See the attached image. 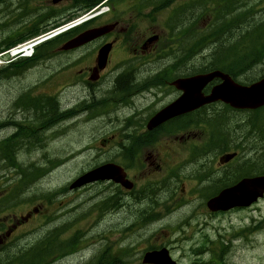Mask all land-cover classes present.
<instances>
[{
    "label": "rangeland",
    "instance_id": "1",
    "mask_svg": "<svg viewBox=\"0 0 264 264\" xmlns=\"http://www.w3.org/2000/svg\"><path fill=\"white\" fill-rule=\"evenodd\" d=\"M204 1L175 0L172 4L169 1L171 5L165 6L158 12H152L151 5L148 8L144 7L142 16L144 37L148 38L154 32H162L160 35L162 39L158 38L156 41V48L161 51L157 58H151L147 62H142L141 59L136 60L143 71L164 70L173 65L174 67L171 68L169 74L172 77H177L192 74L191 71L194 68L209 64L212 58L207 59V57L210 52L215 50V45H211L208 49H202L203 51L192 59L189 58L187 52L190 50L193 40L198 38L200 33L209 32L211 27L217 23L219 12L224 8L229 10H227L228 22L222 23L220 21L218 26V32L222 37H218L219 42L209 41L211 44L219 46V58L221 60H226L234 53L233 50L237 48L238 44L240 45L239 42L242 38L249 41L262 35V29L255 32H248V30L264 28V0H209L206 4ZM22 6L25 7L22 15L14 14L8 9L4 10L5 16H10V18L0 31V43L8 40L9 36H16L18 32L25 30L41 12L40 4L35 0H31V2L25 0ZM131 11L132 9H129L128 12ZM192 12L195 14L192 16V21H197L195 27H192L190 17ZM176 14L177 23L174 21ZM174 26H177L174 35L168 37L165 28H173ZM176 38L180 39L179 43L173 44L174 47H172V39ZM168 46L170 47L169 51L162 54L163 49ZM130 50L136 55L137 50ZM249 58L253 59L252 57ZM259 62L261 64L256 65L253 69L249 67L245 71L247 74L243 75L242 78L264 74V58L259 59ZM145 64L148 67H145ZM10 74L9 71L0 72V121L8 122L5 126L0 127V140L3 137H12L10 139V143L12 142L11 153L29 140L38 141L32 143L26 150L24 149L20 153L19 159L24 166L29 165L34 160H39L41 163L39 167L44 168L46 172L36 181L18 190L15 180L19 171H11L9 168L3 170L9 174L13 182V203L4 208L10 210V213L4 214L0 211V260L7 258L8 253L22 250L36 242L48 230L64 225L66 229L62 238L66 240L57 242L64 246L71 244L70 247H66L68 248L67 252H78L74 255H71L72 253L63 256L61 254L51 255L43 264H80L78 262H83L82 258L86 260L94 258L95 260L96 255L104 249L108 250L107 254L110 260L109 251L116 250L118 253L127 254L125 257L126 264H142V256L145 251L153 248L160 249L161 247L169 249L171 255L182 264H192L197 259L196 255L195 257L192 256L193 252L203 250L202 252L206 254L200 255L199 259H207L210 253L207 250L208 245L210 247L220 246L222 249V245L219 244L222 239L221 236L227 232L240 230L241 226L248 223L259 233L252 242L243 238L225 239L226 243L229 242L232 245L228 250L230 252L227 256L228 264H264V200L256 204L254 209L215 216L206 213V207L202 203V192L198 191V181L202 175L200 172L201 164L210 167L212 170L222 172L218 160L222 154H219L220 149H214L208 152L203 159H201L203 155L195 158L196 149L193 148V143L203 142L204 130L192 128L196 140L181 145L182 154L174 155L175 160L162 159L163 153L167 151L162 146L169 141L164 131L156 134L158 139L156 147L150 146L143 150L132 144L134 147L122 151V140L116 142L115 137L110 139V143H101V138L110 135L109 132L114 128L113 125L117 123L115 116L101 118V116L95 115V119L83 116L79 121L80 124L72 126L64 132L54 130L52 126L49 128V124L36 125L33 120L24 116L26 113H33L34 110L30 108L16 110V103L18 105L20 98L27 93L23 87L34 80L38 73H30L25 80L11 78ZM123 78L128 80L125 87L132 85L135 80L133 75ZM160 82L166 85L165 78ZM168 92H172V90L170 89ZM76 94L75 96L80 98L79 93ZM158 96L164 95L158 91ZM72 97L73 94L70 93L62 101H72ZM104 102H99L97 106L101 107ZM28 106L36 110L42 109V106L36 103H30ZM161 106L162 103L151 104L147 111L151 113ZM221 107L222 105L215 106L216 109ZM224 109L225 107L222 108L221 112L225 123L238 122L237 124L241 125H230L229 128L233 132H230L228 127L221 129L220 134L225 139L223 144L232 143L234 145L235 141L240 142L238 146L245 147L244 150H241L242 154H254L256 156V158H248L244 161L243 167L247 173L250 171L248 169L250 163L255 165L253 171L261 169L264 166V155L256 153L255 140L257 137L250 138L251 136L247 134L241 138L247 133V125L250 123V120L244 118L248 113L228 111L225 114ZM70 125L68 121H65L63 127ZM212 127L216 130L215 126ZM241 139L243 140L241 141ZM89 145L92 147L89 151H82L79 155H77L78 152L69 155L74 150L84 146L90 148ZM152 148L159 151V160L165 162L162 168L159 167L158 163L153 166L151 160H148L147 153ZM190 148L192 153H190ZM146 157L148 167L154 170L142 165L141 162ZM128 159L131 161L134 159L136 163L132 164ZM107 161L124 163L132 177L137 181L136 183L131 178L135 182V189L130 192L125 191L114 182L98 183V189L101 192L104 189L108 190L107 193L100 194L104 199L107 196L115 195L116 205L114 207L102 213L95 207L97 201L103 200L97 196L98 193H93L92 190L80 193L85 189L84 187L75 190L68 188V190H63L52 204H48L49 208L43 214L31 215L27 220L21 218L27 212H34L35 208L42 206L44 196L49 191L68 186L83 172ZM54 162L57 163L54 164ZM174 164L175 166L171 170L172 175H166V168ZM0 177V181L5 182L6 179L3 175ZM6 185L7 183H4V186ZM216 185L217 183L214 181L213 186ZM184 186L186 192H182ZM147 187L151 188L149 191L153 195L145 196L144 190ZM152 188H155L156 191ZM93 189L95 188L93 187ZM18 192L21 193L22 201L17 199ZM5 193L6 190L0 188V197ZM85 195H88V199L83 201L80 210L77 208L74 209L76 212H71L74 205ZM172 197L175 198L174 201H170ZM1 201L2 199H0V204ZM62 208L70 212L64 215L65 212H62ZM146 208L150 209V212L145 217L141 211ZM60 210L61 213L59 214ZM76 217L79 218L76 219ZM135 219H144V223L148 221L155 223L149 228L133 225L131 229H127ZM15 223L16 226L13 228ZM9 230H11L10 235L3 236ZM122 233L128 235L125 236ZM75 235L78 236L79 242L72 238L67 239ZM203 243L208 245L201 246ZM109 245L112 246L110 250L108 249ZM53 246V252H56V246ZM30 252L36 256L41 254L39 251Z\"/></svg>",
    "mask_w": 264,
    "mask_h": 264
},
{
    "label": "water",
    "instance_id": "2",
    "mask_svg": "<svg viewBox=\"0 0 264 264\" xmlns=\"http://www.w3.org/2000/svg\"><path fill=\"white\" fill-rule=\"evenodd\" d=\"M105 28L109 30V27ZM103 31L104 29L91 30L88 33H83L76 40L84 43L102 34ZM74 42H72L71 44H73ZM217 74L218 73L208 75L205 78L203 76H198L194 79L193 83L188 88H186V84L187 82L189 83L192 78L187 79V81L178 80L176 82L177 85L180 88L184 89L186 94L184 93V95L175 104L163 110L162 113L158 114L152 120V122L149 123V128H153V126L157 125L166 117L174 116L179 112H186L188 110L195 109L205 103L215 101L217 99H223L227 102H230L234 107L238 108H257L264 103L263 85L257 87L255 91L257 97H254L252 95H245L241 97V95L237 93L234 88L225 83L216 86L211 95L205 96L202 93V89L212 79V77H215L214 75ZM230 157L231 156L226 157V160H229ZM104 179H112L115 182L121 183L126 188L133 187V183L127 179L124 169L120 165L115 163H108L90 171L81 179H79L78 183L81 184L85 181ZM75 185H77V183ZM239 187L240 186L238 185L236 187L223 190L217 197L213 198L208 203V205L213 210L224 209L232 206L235 202L236 197L241 195ZM144 262L154 264H176L170 256L169 250L167 248H163L160 251L148 252L145 256Z\"/></svg>",
    "mask_w": 264,
    "mask_h": 264
},
{
    "label": "trees",
    "instance_id": "3",
    "mask_svg": "<svg viewBox=\"0 0 264 264\" xmlns=\"http://www.w3.org/2000/svg\"><path fill=\"white\" fill-rule=\"evenodd\" d=\"M71 35L72 34L66 35V37H69ZM59 39H62V38H59ZM244 42H246V39L242 38L239 43L242 44ZM6 69L8 68H4L0 71H4ZM11 138H12L11 136L10 137L8 136L4 140L0 141V157L7 159L11 163L12 166H17L20 168L19 174H21V179L18 183V190H21L24 188V186L29 181L34 179L37 173H36V170H32V171L30 170V169H33V166L23 167V165L18 162V157L16 156L17 153H15L18 147L14 149L13 152L11 153L10 151V146L12 145V142L10 143ZM134 158L136 161V155L134 156ZM135 161L133 159L132 164H135L136 163ZM234 179L235 178L227 177L224 180L223 179L218 180L216 183H220L221 185H228L230 182L234 181ZM210 186L212 187V185ZM214 193L215 192H211L210 195ZM115 205H116L115 195L107 196L105 199L101 200L98 211H101L102 213H104L109 208H112ZM141 214L143 216H146V214L148 213L147 211L142 210ZM53 249H54V246L52 243H50L49 241L43 238H40L38 241L31 244L29 251L19 250V251H15L12 253H8L7 258H2L0 260V264H43L42 260L46 259L50 255V253H52ZM30 251H39L41 254L36 256V255L31 254Z\"/></svg>",
    "mask_w": 264,
    "mask_h": 264
},
{
    "label": "flooded vegetation",
    "instance_id": "4",
    "mask_svg": "<svg viewBox=\"0 0 264 264\" xmlns=\"http://www.w3.org/2000/svg\"><path fill=\"white\" fill-rule=\"evenodd\" d=\"M46 1H48L49 3H46V7L48 8V7H50V6H52L53 7V9H54V12H57L58 11V9H59V7H60V4H59V1L58 2H56V3H54L53 2V0H46ZM12 8H13V3H12V0H0V10L2 9V10H6V9H8V10H12ZM110 17V16H109ZM108 17V18H109ZM99 24H98V22L96 21V22H94V23H92L91 25H89L88 27H86L85 29H88V28H91V27H95V26H98ZM125 29H126V31L124 32V33H126L127 31H128V26L126 25L125 26ZM259 29H262L263 30V32H264V28H253V29H250V30H248V32H255V31H257V30H259ZM117 30V28H115V31ZM114 31V32H115ZM113 32V33H114ZM249 34V33H248ZM263 34V33H262ZM107 37V36H106ZM11 38V36H9V39ZM105 38V37H104ZM103 39V38H102ZM101 39H99V41H100ZM113 41V42H112ZM96 42H94V43H92V44H90V46H92V45H94ZM110 43H117V39H111V42ZM103 44V43H102ZM102 44H100V45H98V46H94L93 48H92V50L89 52V55H93L94 53H96L97 51H98V49L100 48V46L102 45ZM113 44V45H114ZM90 46H88V47H90ZM88 47H86V48H88ZM132 47H135V45L132 43ZM112 91H113V88H104V89H101V90H97V91H95L94 93H93V99H94V101L92 102V103H95L96 105L99 103V102H101V101H106L110 96H111V94H112ZM164 99V96H162V97H160V99L159 100H156L153 104H156V103H158V102H160V101H162ZM96 105L94 106V108H95V112L97 113V111L99 110V108H97L96 107ZM99 114V113H98ZM99 115H101V114H99ZM139 115H140V113H138V114H136L135 115V117L137 118V117H139ZM252 173H255V172H253L252 171Z\"/></svg>",
    "mask_w": 264,
    "mask_h": 264
},
{
    "label": "bare ground",
    "instance_id": "5",
    "mask_svg": "<svg viewBox=\"0 0 264 264\" xmlns=\"http://www.w3.org/2000/svg\"><path fill=\"white\" fill-rule=\"evenodd\" d=\"M220 28H221V26H220ZM220 28H219V31H220ZM35 45V43L34 42H31L30 43V47H32V46H34ZM24 47H26V46H21L20 48H17L16 50H14L15 52H23V51H28V53H30V48L29 47H27V48H24ZM31 102H29V101H27L24 97H21L20 98V100H19V104H18V106H28V104H30ZM96 107L97 108H100L99 106H97L96 105ZM96 116L97 117H100L101 115H99L98 113L96 114ZM97 120H99V119H97ZM81 122H79V121H75L74 123H72L70 126H66V127H63V128H61L60 129V132H64L65 130H67V129H69L71 126H73L74 124H80ZM34 142H38V141H35V140H29V141H27V142H25V143H23V144H21V145H31L32 143H34ZM90 147V146H89ZM255 165H253L252 163H250V166H249V168L248 169H250V171L248 172L249 174H252V169H253V167H254ZM253 172H255V173H264V166H262V168L261 169H259V170H257V171H253ZM88 199V195H85L78 203H76L75 205H74V207L72 208V210H71V212H76V211H74V209H77L78 208V210H80V207L82 206V203H83V201H85V200H87ZM77 210V211H78Z\"/></svg>",
    "mask_w": 264,
    "mask_h": 264
}]
</instances>
